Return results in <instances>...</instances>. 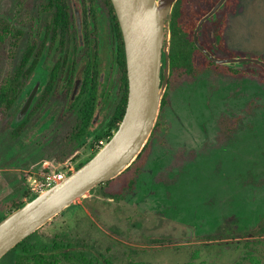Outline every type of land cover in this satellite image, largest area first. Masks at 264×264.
<instances>
[{"label":"rangeland","instance_id":"rangeland-1","mask_svg":"<svg viewBox=\"0 0 264 264\" xmlns=\"http://www.w3.org/2000/svg\"><path fill=\"white\" fill-rule=\"evenodd\" d=\"M197 1L184 3L188 14L198 8ZM70 2L77 10L76 25L58 89L36 108L39 94L17 136L12 125L34 73L14 108L7 113L0 109V219L30 200L33 176L51 171L69 175L99 150L91 135L83 148L69 138L79 121L72 108L73 89L67 90L64 82L74 74L82 78L94 61L73 47L85 29L95 27L85 20L88 1ZM99 2L94 5L103 43L107 9ZM44 6L45 0H0V18L26 33L17 48L9 39L0 41V86L28 43L45 39L51 14ZM227 9L221 41L229 54L264 60V0H236ZM47 48L41 62L50 71L62 54ZM99 56L104 76L91 134L106 126L122 96L118 73L110 69V48ZM237 70L243 74L217 68L170 72L167 103L144 164L110 186L118 190L133 178V188L117 200L98 187L46 224L36 238L50 241L59 235L114 264H264V76L256 63L245 62Z\"/></svg>","mask_w":264,"mask_h":264},{"label":"water","instance_id":"water-1","mask_svg":"<svg viewBox=\"0 0 264 264\" xmlns=\"http://www.w3.org/2000/svg\"><path fill=\"white\" fill-rule=\"evenodd\" d=\"M111 1L123 33L127 62L129 94L123 120L113 136L88 162L0 221V261L23 240L78 200L86 198L98 185L123 175L138 160L153 135L170 78L172 15L178 0ZM225 2L220 0L199 22L194 35L197 47L218 65L242 69L244 62H250L264 69L263 59L217 57L199 42L198 32L203 23L216 16ZM49 73L40 62L22 95H27V98L15 117L14 129L29 116L39 94L48 84ZM80 86L78 81L73 99Z\"/></svg>","mask_w":264,"mask_h":264},{"label":"trees","instance_id":"trees-1","mask_svg":"<svg viewBox=\"0 0 264 264\" xmlns=\"http://www.w3.org/2000/svg\"><path fill=\"white\" fill-rule=\"evenodd\" d=\"M95 1L96 0H90L92 12ZM102 1L106 3L110 13L112 14V17L116 22L115 31L117 32L118 39L120 41V55L122 58V62L120 63V85L122 96L118 101L114 112L106 120V126L102 127L98 132L91 134L89 128L93 124L92 121L98 103V77H94L92 81L90 75L91 71L89 68L87 71V80L85 81L81 92L72 104L73 110L77 111L79 123L70 134L69 138L72 142L76 143L78 148H83L87 144V139L90 135L95 142H99L103 139L108 141L119 128L128 104L129 84L123 36L111 0ZM231 2L234 3L236 0H229L228 4ZM44 9H46L47 12L51 14L45 31V39L41 43H37L35 41H30L28 43L26 49L21 55L19 63L16 65L13 71L4 78L0 86V109L3 112H10L14 108L28 80L33 75L38 64L40 63L44 54V50H46L47 47L49 51H52L54 48H56L57 52H60L62 55H60V59L56 60L52 67L48 84L44 88L39 101L35 105L36 108L39 106V104L45 101L49 95L53 94L58 89V83L62 80L65 74L64 72L69 56L68 42L69 38L73 34L74 28L72 5L70 0H45ZM203 14L204 13L202 12L200 16ZM193 15H195V13L188 14V12L184 9L183 2H179L176 5L172 20L173 41L170 50L172 76L175 70H184V72L187 74H198L199 72L209 68L222 69L236 76L242 75L243 72L241 70L231 69L214 63L196 47L193 40V33L197 25V21L193 19ZM25 35L26 33L23 29L13 26L8 20L4 18H0L1 42H5L9 39L12 47L17 48L24 39ZM220 35L221 34L218 36L221 42ZM221 45H224V43L221 42ZM259 67L260 74L264 76V69L260 65ZM73 80L74 75H72L68 82L67 90L72 88L74 82ZM166 103L167 94L163 100L162 109ZM32 114L33 110H31V113L22 124L13 129V134L16 136L19 135L22 129H24L28 124ZM158 127L159 121L155 127L153 135ZM151 139L138 160L123 175L129 174L128 172H134L137 167L144 164L146 155L149 151ZM93 156L94 155L85 161L80 162L76 170L88 162ZM123 175L112 181L98 185L92 191L99 187L103 189V193L106 196L119 200L123 191L133 188L134 182L133 178L126 179V182H123L118 190H116V188H111L112 183L118 180L120 181ZM27 192L30 195V187L27 189ZM35 197L37 196L30 197V200L34 199ZM25 203L16 205L14 209L22 207ZM5 217L0 219V221ZM38 232L23 240L19 245H17L7 255H5L1 259L0 263L5 260H9L11 264H101L98 257L93 253L86 251L84 248L73 247L70 242H65L64 238L60 237L59 235H56L50 241H44L36 238ZM104 259L106 264H114L110 258Z\"/></svg>","mask_w":264,"mask_h":264},{"label":"flooded vegetation","instance_id":"flooded-vegetation-1","mask_svg":"<svg viewBox=\"0 0 264 264\" xmlns=\"http://www.w3.org/2000/svg\"><path fill=\"white\" fill-rule=\"evenodd\" d=\"M87 1H88L87 7H86L87 19L85 18V20L86 21H92L94 23L95 27H94V30L91 32H89V30L85 29V32L81 35V37L78 40L76 39L77 43H76V45L74 44L73 49L76 52L77 48H79V50H81L83 53V55H82L83 57H89L90 58L93 55L94 61L92 62L90 67L85 68L84 75L82 78L76 79V74H74V80H73L74 82H73V86L71 89H73V92H74L78 81H80L81 86H80L79 92L76 95V97L74 99L72 98L73 101L76 100L77 96L79 95V93L81 92V90L84 86L85 81L87 80V71L89 70V68L91 71L90 72V75L92 78L91 80L93 81L94 77H98L97 78V80H98L97 86H98V95H99V90L101 91V89H102L101 81H102V78L104 76V74L101 75L99 73V67H100V60H99L100 56L99 55H100L101 51L103 50V48L104 49L110 48V50H111V63H112L110 65V69L111 70L115 69L118 73L119 82L121 80V74H120V65L121 64L120 63L122 62V58L120 55V41L118 39V34L115 31V28H116L115 19L112 17V14L110 13V10L108 9V6L106 5V3H104V1H102V0H100L99 3H101V5L103 4L102 7L104 6L107 9V11H105V15H106V21H107V25H108V36L105 35L106 37H104L103 43H100V36H101L100 35V29L97 26L99 14L96 11L95 5H94L93 12H92L91 6H90L91 2H90V0H87ZM186 1L187 0H178L177 4L179 2L185 3ZM219 1L220 0H198L197 1L198 8L194 11H190V14L195 13V15H193V19L197 21V25H196V27L194 29V33H193L194 43H195L194 35H195V31H196V28H197L199 22L204 18V16H206L219 3ZM95 2H94V4H95ZM228 3H229V0H226L224 8H221L217 12L216 16H212L208 20H206L198 32V40L201 43V45L206 50H208L210 53L214 54L215 56H217V57L221 56L223 58L235 57L232 53L229 54V50L226 49L224 45H221L222 41L220 42V38L218 36L219 34L222 35V33H223L222 29L225 25V19H226L225 15L228 11V9H227ZM174 10H175V8H174ZM202 12L204 14L202 16H200V14ZM115 13H116V11H115ZM173 13H174V11H173ZM76 14H77V10L73 12V19H74L75 25H76V23H75ZM117 20H118V18H117ZM172 20H173V15H172ZM118 23H119V20H118ZM119 26H120V23H119ZM171 28H172V25H171ZM120 30H121V27H120ZM121 33H122V30H121ZM122 36H123V33H122ZM123 40H124V38H123ZM73 41H74V39H73ZM172 41H173V31H172ZM195 45H196V43H195ZM196 47H197V45H196ZM124 49H125V43H124ZM200 51L206 57H208L202 50H200ZM125 58H126V55H125ZM76 61L77 60L75 59L74 62H76ZM163 62H164V65H163V68H164V66H165V56L164 55H163ZM51 70L49 71L50 73H51ZM50 73H49V76H50ZM71 77H72V75L70 76V78L67 81L65 80V82H64V86L66 88L68 86V82L71 79ZM73 92H72V96H73ZM98 106H99V101L97 103L96 112L98 110ZM96 112H95V114H96ZM97 118H98V115H96L93 118V121H92L93 124H94V119L97 120ZM45 126H47V125H45ZM97 257L100 260L101 264H106L105 259L103 258L102 255L97 256ZM1 263L2 264H11V262L9 260H5Z\"/></svg>","mask_w":264,"mask_h":264},{"label":"built area","instance_id":"built-area-1","mask_svg":"<svg viewBox=\"0 0 264 264\" xmlns=\"http://www.w3.org/2000/svg\"><path fill=\"white\" fill-rule=\"evenodd\" d=\"M106 142L103 140L99 141L98 148L100 149ZM68 176V173L63 171H52L45 173L43 176H33L30 183V194L31 197L38 196L42 192L46 191L50 187L60 183Z\"/></svg>","mask_w":264,"mask_h":264}]
</instances>
